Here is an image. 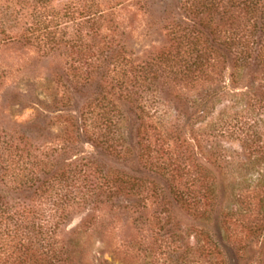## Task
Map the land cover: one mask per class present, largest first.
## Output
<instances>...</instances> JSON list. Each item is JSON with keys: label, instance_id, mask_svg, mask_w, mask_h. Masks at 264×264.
Returning <instances> with one entry per match:
<instances>
[{"label": "rangeland", "instance_id": "rangeland-1", "mask_svg": "<svg viewBox=\"0 0 264 264\" xmlns=\"http://www.w3.org/2000/svg\"><path fill=\"white\" fill-rule=\"evenodd\" d=\"M234 18L255 51L192 67L183 0H0V205L61 264H264V28Z\"/></svg>", "mask_w": 264, "mask_h": 264}, {"label": "trees", "instance_id": "trees-1", "mask_svg": "<svg viewBox=\"0 0 264 264\" xmlns=\"http://www.w3.org/2000/svg\"><path fill=\"white\" fill-rule=\"evenodd\" d=\"M183 3L194 26L198 24L201 28L194 27L188 32L181 30L184 34L180 38L187 48L185 56L178 53L173 62H183L181 66L201 64L214 68L221 57L216 46L247 56L255 51V41L250 42L243 29L239 33L231 31L229 25H233L234 14L240 10L251 17L253 29L259 24L264 28V0H183ZM204 29L209 30L212 38L206 37ZM261 57L264 61L263 54ZM4 145L5 142H1L0 150ZM24 178L28 180V174L20 179ZM176 193L178 200L185 202L181 192ZM11 210L8 205H0V264H61L64 261L62 250L55 247V240L43 231L42 225L38 224L37 233L29 234L27 220L15 218ZM48 238L52 240L48 241Z\"/></svg>", "mask_w": 264, "mask_h": 264}]
</instances>
